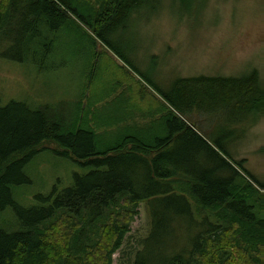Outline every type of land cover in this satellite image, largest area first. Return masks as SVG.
Returning a JSON list of instances; mask_svg holds the SVG:
<instances>
[{
    "label": "trees",
    "instance_id": "1",
    "mask_svg": "<svg viewBox=\"0 0 264 264\" xmlns=\"http://www.w3.org/2000/svg\"><path fill=\"white\" fill-rule=\"evenodd\" d=\"M204 2L0 0V53L14 48L17 60L28 61L35 39L74 17L92 29L95 45L99 40L141 82L107 58L112 69L106 72L121 70L125 77L116 74L104 97L116 94L123 81L128 88L106 104L116 107L95 127L86 109L70 118L49 106L32 109L18 101L3 106L0 98V213L12 208L18 221L16 231L0 230V264H113L141 203L147 204L151 228L132 264H264V184L233 151L235 141L264 115L259 72L175 76L162 84L142 73L116 42L132 22L157 17L166 4L192 13ZM7 52L2 54L11 56ZM102 54H94L93 75ZM143 97L148 107L140 103ZM137 116L146 120L139 123ZM49 142L87 173L23 207L12 187L30 182L24 170ZM183 222L191 224L187 246L176 233Z\"/></svg>",
    "mask_w": 264,
    "mask_h": 264
},
{
    "label": "rangeland",
    "instance_id": "2",
    "mask_svg": "<svg viewBox=\"0 0 264 264\" xmlns=\"http://www.w3.org/2000/svg\"><path fill=\"white\" fill-rule=\"evenodd\" d=\"M168 5L157 17L148 20L142 15L131 23L128 31L116 38L121 51L128 54L149 79L167 84L175 76L239 77L257 70L264 86V0H205L204 5L192 13L177 12ZM93 36L90 27L73 17V21L59 31H47L44 37L35 39L31 46L34 53L28 61L17 60L14 57L16 50L5 48L3 52L8 51L6 54L12 57L0 53L3 106L11 101L27 103L32 109L49 106L70 118L76 110L86 109L90 113L91 125H101L112 113L110 108L116 107L106 104L118 93L126 92L128 82L123 81L116 94L104 97L110 93L116 74L125 77L121 70L116 74L113 70L106 72L108 68L112 69L107 58L120 66L125 64L99 40L95 45ZM45 45L52 49L47 50ZM97 51L105 54L97 59L98 73L93 75ZM126 71L138 75L129 68L123 70ZM140 103L148 107L145 105L148 98H141ZM136 120L142 123L146 119L137 116ZM97 131L104 129L99 127ZM235 142L236 160H244L246 169L264 184V115ZM56 150L63 152L51 142L38 147L40 153L24 170L30 182L12 187L16 203L32 207L38 204L37 197H47L55 188L65 190L74 184L75 175L87 173L73 160L55 153ZM138 211L122 249L113 256V264H132L141 241L149 235L151 220L147 204L141 203ZM190 226V223L183 222L176 228L182 246L188 244ZM17 229V215L12 208L0 213V230L12 233Z\"/></svg>",
    "mask_w": 264,
    "mask_h": 264
}]
</instances>
